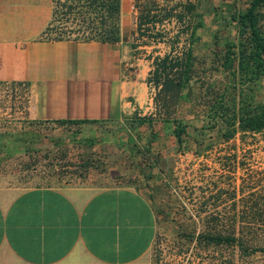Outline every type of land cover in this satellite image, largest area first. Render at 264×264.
Masks as SVG:
<instances>
[{"label":"rangeland","instance_id":"obj_1","mask_svg":"<svg viewBox=\"0 0 264 264\" xmlns=\"http://www.w3.org/2000/svg\"><path fill=\"white\" fill-rule=\"evenodd\" d=\"M120 2L119 23L127 39L119 45L129 60L137 61L129 67L145 71L150 65L147 55L164 52L166 45L130 46L136 40L134 10L131 0ZM247 3L199 0L197 11L203 26L197 29L191 77L174 113L184 126L181 142L175 140L170 121L154 119L151 127L137 124V115L154 111L150 86L148 102L117 120L62 121L28 117L23 86L0 83V186L133 185L145 193L155 215L149 264H264V253L243 256L236 245L195 238L212 228L203 220L199 202L212 201L216 187L226 191L219 194L217 206L208 204L205 209L219 214L232 213V202L238 209L239 200L251 196L253 188L237 189L241 181L246 183L255 176L264 189V130L256 139L247 133L244 144L237 135L223 140L214 108L219 101L264 99V76L249 84V94L235 83L234 63L225 67L223 62L226 44L248 41L246 30L238 31L236 22L228 18ZM53 34L43 33L47 37Z\"/></svg>","mask_w":264,"mask_h":264},{"label":"crops","instance_id":"obj_2","mask_svg":"<svg viewBox=\"0 0 264 264\" xmlns=\"http://www.w3.org/2000/svg\"><path fill=\"white\" fill-rule=\"evenodd\" d=\"M52 0H0V83L37 120H117L147 101L118 42L42 34ZM155 215L129 184L0 186V264H149Z\"/></svg>","mask_w":264,"mask_h":264},{"label":"trees","instance_id":"obj_3","mask_svg":"<svg viewBox=\"0 0 264 264\" xmlns=\"http://www.w3.org/2000/svg\"><path fill=\"white\" fill-rule=\"evenodd\" d=\"M198 4L199 0H131L135 18L132 33L136 40L130 46L166 45L164 52L147 55L150 65L144 81L154 89L151 95L154 111L152 114L137 115L135 120L147 127L152 126L154 119L170 121L177 142L182 140L184 126L174 113L182 89L191 77L193 44L198 39L197 29L203 26L202 14L197 11ZM120 5V0H52L50 19L42 34L48 30L54 32L48 36L52 39L125 40L126 35L121 32L119 23ZM228 18L236 22L238 31L246 30L248 41L246 44L239 40L225 45L224 66L231 67L234 63L235 83L249 93V84L264 76V29H261L264 26V0H248L244 9L232 12ZM214 108L222 124L223 140L237 135L240 143L244 144L247 133L256 139L264 130V99L219 101ZM172 111L173 115H170ZM234 167L233 163L232 169ZM244 186L253 188L251 196L240 199L238 209L232 202L231 208L235 209L232 213L219 214L205 209L208 204L217 206L219 194L226 191L223 186L216 187V194L211 195L212 201L206 198L199 202L200 210L204 212L202 218L211 223L212 228L196 234V239L206 243L236 245L243 256L264 253V189L259 187L255 176L246 183L241 181L237 189L243 190Z\"/></svg>","mask_w":264,"mask_h":264}]
</instances>
